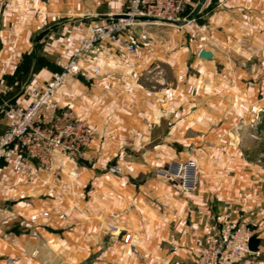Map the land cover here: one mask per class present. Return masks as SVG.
I'll list each match as a JSON object with an SVG mask.
<instances>
[{
	"label": "crops",
	"instance_id": "obj_1",
	"mask_svg": "<svg viewBox=\"0 0 264 264\" xmlns=\"http://www.w3.org/2000/svg\"><path fill=\"white\" fill-rule=\"evenodd\" d=\"M126 3L0 0V106L28 105L87 27ZM185 28L195 72L178 70L182 51L105 46L92 54L97 75L72 76L56 92L94 138L76 180L0 171V264H195L227 207L259 239L264 264V0H205ZM7 126L0 114V134ZM185 161L196 166L190 196L158 176Z\"/></svg>",
	"mask_w": 264,
	"mask_h": 264
},
{
	"label": "built area",
	"instance_id": "obj_2",
	"mask_svg": "<svg viewBox=\"0 0 264 264\" xmlns=\"http://www.w3.org/2000/svg\"><path fill=\"white\" fill-rule=\"evenodd\" d=\"M31 1L26 0L27 3ZM185 4L186 0H127L124 11L118 14L127 16L126 19L110 16L88 26L76 50L66 61L58 63V70L52 73L50 79L43 85L36 82L31 87L28 105L3 103L0 106V114L8 119V126L0 134V171L8 169L14 176L44 183L57 180L61 175L76 180L80 163L93 141L94 131L70 109L58 106L56 92L72 76L80 75L90 80L98 74V68L92 65V54L96 49L113 46L132 54L137 50L136 43L146 39L145 33L136 34L138 28L178 25ZM153 74L162 76L159 69H153ZM151 94V90L146 92L147 97ZM108 170L112 174L120 171L115 166H110ZM195 170L192 161L171 163L158 176L176 182L180 192L190 196L196 188ZM61 189L66 192L65 185L62 184ZM3 214L0 212V218ZM42 215L47 216V213ZM35 216H32L31 222ZM252 236L254 234L249 225L233 219L231 208L227 207L219 227L202 239L195 264H257L259 250H248ZM4 264H12V260L5 258Z\"/></svg>",
	"mask_w": 264,
	"mask_h": 264
},
{
	"label": "rangeland",
	"instance_id": "obj_3",
	"mask_svg": "<svg viewBox=\"0 0 264 264\" xmlns=\"http://www.w3.org/2000/svg\"><path fill=\"white\" fill-rule=\"evenodd\" d=\"M192 12L193 10L188 9V7H186V4H185V8L179 17L180 20H179L178 25H162V26L147 25L145 26L143 30L141 31V33L146 34L145 35L146 39L145 40L140 39V41L136 43L137 48L143 47L148 52H153L154 49H156V51L161 50L167 54H172L175 52L182 51L184 52L183 53L184 55H182L183 57L181 56L179 61L176 63L178 66L177 67L178 70L180 71V73H184V74L186 72H195L194 69H196V67L191 68V64H192L191 60L194 54V49H192L191 46H188L185 43V37H186L185 26L187 25V23L192 21V19L188 20V17L191 16ZM136 34H138L137 31H136ZM135 37L136 39H138V35H135ZM167 74L169 75V73ZM254 128L252 129L254 130ZM84 161H85V158H84ZM116 168L118 167L116 166ZM118 174H120V171ZM118 174H115V175H118ZM260 260H261V255L259 253V256L257 257V264H260Z\"/></svg>",
	"mask_w": 264,
	"mask_h": 264
},
{
	"label": "water",
	"instance_id": "obj_4",
	"mask_svg": "<svg viewBox=\"0 0 264 264\" xmlns=\"http://www.w3.org/2000/svg\"><path fill=\"white\" fill-rule=\"evenodd\" d=\"M205 0H198V3L197 5L195 6L191 16L188 17V20H191L192 18H194L201 6L204 4ZM114 19H118V18H127V16H124V15H113L112 16ZM140 20H143L140 18ZM45 34V32L39 34L36 38V41L40 40L43 35ZM198 58L202 59V60H205V61H211L212 60V53L210 51H206V50H203L201 49L199 52H198ZM79 81L81 82H84L83 78L82 77H78ZM258 245H259V239L257 238V236H252L248 242V250L251 251V252H257L258 251Z\"/></svg>",
	"mask_w": 264,
	"mask_h": 264
}]
</instances>
